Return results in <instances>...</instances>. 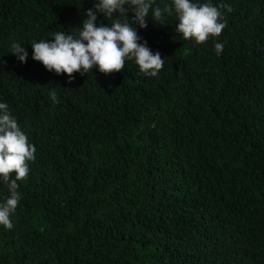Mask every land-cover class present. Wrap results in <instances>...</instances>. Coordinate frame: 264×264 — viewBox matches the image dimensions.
Here are the masks:
<instances>
[{"label":"trees","instance_id":"1","mask_svg":"<svg viewBox=\"0 0 264 264\" xmlns=\"http://www.w3.org/2000/svg\"><path fill=\"white\" fill-rule=\"evenodd\" d=\"M97 2L0 0V103L36 148L0 264H264V0H191L232 9L204 44L176 32L173 0H153L172 12L150 9L145 29L98 14L160 53L155 77L126 59L68 83L32 59V43L77 36Z\"/></svg>","mask_w":264,"mask_h":264},{"label":"clouds","instance_id":"2","mask_svg":"<svg viewBox=\"0 0 264 264\" xmlns=\"http://www.w3.org/2000/svg\"><path fill=\"white\" fill-rule=\"evenodd\" d=\"M153 0H98L86 13L82 30L77 36L65 32H54L52 41H40L31 44L32 59L40 62L49 72L57 75L66 74L68 83L75 77L74 73H88L94 67L107 75L123 70L126 59H134L140 71L155 77L164 66V59L159 52L153 53L146 42L139 43L140 37L136 27L124 20H115L111 26H97V16L113 18V14L132 13V21L141 29L147 28L146 17L152 9ZM179 23L176 32L184 40H194L204 44L210 37H219L227 21L221 9L231 12L228 5L219 7L210 3L196 4L191 0H173ZM128 5V7H125ZM171 6L152 9V20L162 21L163 13L171 14ZM216 54L223 51V44L215 43ZM13 55L21 63L27 61L28 52L19 43H12ZM53 103H58L55 88L50 93ZM36 148L30 144L28 137L18 126L17 120L10 114L9 105L0 103V180L7 186L9 196L0 204V225L12 229L11 214L16 211L20 201L17 181L24 180L29 173L28 163L35 159ZM15 173V179L12 174Z\"/></svg>","mask_w":264,"mask_h":264}]
</instances>
